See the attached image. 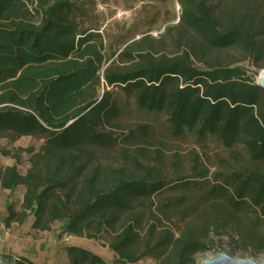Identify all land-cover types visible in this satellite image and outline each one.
Instances as JSON below:
<instances>
[{"label": "trees", "instance_id": "1", "mask_svg": "<svg viewBox=\"0 0 264 264\" xmlns=\"http://www.w3.org/2000/svg\"><path fill=\"white\" fill-rule=\"evenodd\" d=\"M179 1L182 23L206 43L241 47L254 64L262 60L264 25L241 14L220 19L203 1ZM105 51L102 35L86 27L67 0H0V139L45 141L37 152L20 149L31 155L26 174L18 169L19 154L14 165L0 168V186L10 198L25 187L21 210L8 205L7 225L34 217L33 228L41 231L60 223L77 238L111 234L118 264L145 258L197 264L196 258L211 250L210 235L220 229L229 231L235 244L264 252V90L256 77L242 66L192 67L185 51L178 57L148 52L133 65L117 67L119 59L134 58L126 48L107 66ZM115 87L148 113H166L176 138L188 132L204 142L211 136L229 150L241 143L254 168L233 173V185L213 186L221 200L191 206L194 217L179 232L158 225L160 218L146 228L144 212L134 209L167 187L160 169L131 176L125 148L124 163L117 168L97 161L96 148L106 151L119 144L112 133L99 130L119 115L109 89ZM137 138L131 131L124 142ZM0 155L11 153L0 150ZM134 163L139 166L137 158ZM153 208L163 213L164 206ZM66 253L70 264H106L82 247L69 246Z\"/></svg>", "mask_w": 264, "mask_h": 264}, {"label": "rangeland", "instance_id": "2", "mask_svg": "<svg viewBox=\"0 0 264 264\" xmlns=\"http://www.w3.org/2000/svg\"><path fill=\"white\" fill-rule=\"evenodd\" d=\"M67 1L76 7L78 19L85 26L93 28L104 38L107 66L116 62L122 51L131 48L134 58L119 59L117 67L133 65V60H138L137 57L148 52L154 56L166 54L168 57H178L185 51L189 53L192 67L200 69H207L211 65L242 66L256 79L264 70V53L259 64H254L243 54L241 47L219 49L206 43L196 30L182 23L183 6L179 0ZM184 1L189 5L192 1H203L212 7L220 19L227 18V14H241L252 19L254 24L264 25V0ZM259 43L264 52V37L260 38ZM109 89L119 115L106 121L99 130L112 133V137L118 138L119 146L113 145L106 151L96 148L98 163L102 167H119L125 160L122 151L125 148L131 176L147 175L148 169L159 168L167 183V187L153 201L143 204L138 202L135 206L137 213L144 212L143 225L146 228L154 219L160 218L158 225L179 232L194 217L191 206L198 209L211 204L216 198L221 200V193L212 192L213 186L233 185V173L254 168L241 143L229 150L211 136L204 142H200L196 134L188 132L176 138L171 133L166 113H148L138 107L135 99L120 87ZM141 127H147L148 130L142 131ZM131 131L138 136V140L124 142L125 135ZM44 142L33 137H21L13 142L10 138L2 137L0 150L8 151L11 155H0V168L14 165L15 156L19 154L22 157L18 169L26 174L30 168L31 155L20 152V149L33 148L37 152ZM136 158L139 166L134 163ZM199 171L207 173V177L202 178ZM184 182L190 185H184ZM24 192L25 187H19L10 198V192L0 186V264H18L21 261L27 264H70L66 253L69 246L85 248L103 257L106 264H118V256L110 249L111 234H97L94 239L77 238L68 235L60 223L53 224L49 232L41 231L33 228L34 217L24 224L14 222L7 225L8 205L13 203L19 212ZM153 205L164 206L161 209L163 213L153 208ZM153 211L155 213L151 216ZM210 238L211 250L200 254L196 258L197 264L221 254L257 263L264 261V252L257 254L244 245L235 244L229 231H214ZM137 264H159V261L145 258Z\"/></svg>", "mask_w": 264, "mask_h": 264}, {"label": "water", "instance_id": "3", "mask_svg": "<svg viewBox=\"0 0 264 264\" xmlns=\"http://www.w3.org/2000/svg\"><path fill=\"white\" fill-rule=\"evenodd\" d=\"M257 86L264 90V70L261 72L257 79ZM202 264H264V261L257 263L252 260H242L234 258L227 254H221L217 257H214L213 259L206 260Z\"/></svg>", "mask_w": 264, "mask_h": 264}]
</instances>
